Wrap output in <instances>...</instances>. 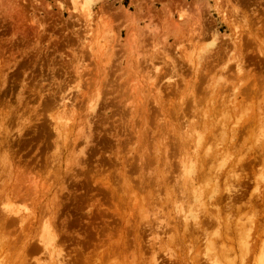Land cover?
I'll use <instances>...</instances> for the list:
<instances>
[{"label": "rangeland", "instance_id": "obj_1", "mask_svg": "<svg viewBox=\"0 0 264 264\" xmlns=\"http://www.w3.org/2000/svg\"><path fill=\"white\" fill-rule=\"evenodd\" d=\"M0 264H264V0H0Z\"/></svg>", "mask_w": 264, "mask_h": 264}, {"label": "bare ground", "instance_id": "obj_2", "mask_svg": "<svg viewBox=\"0 0 264 264\" xmlns=\"http://www.w3.org/2000/svg\"><path fill=\"white\" fill-rule=\"evenodd\" d=\"M177 25H178V24H177ZM238 66H239V65H238ZM241 67H242V65H241ZM241 69H243V68H241ZM257 118H258V117H257ZM213 121H214V120H213ZM57 130H58V129H57ZM59 132H60V131H59ZM235 192H236V191H235ZM27 215H28V212H27V214H26L25 216H22V215H19V216H21L22 218L25 217V218L27 219V217H28ZM22 218H21V220H22ZM25 218H23V219H25ZM19 220H20V218H19ZM23 221H25V220H23ZM23 221H22V222H23ZM20 223H21V222H20Z\"/></svg>", "mask_w": 264, "mask_h": 264}]
</instances>
